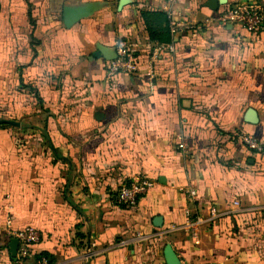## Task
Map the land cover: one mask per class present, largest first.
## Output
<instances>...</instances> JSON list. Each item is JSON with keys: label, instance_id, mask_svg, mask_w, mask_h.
<instances>
[{"label": "crops", "instance_id": "crops-1", "mask_svg": "<svg viewBox=\"0 0 264 264\" xmlns=\"http://www.w3.org/2000/svg\"><path fill=\"white\" fill-rule=\"evenodd\" d=\"M239 2L264 13L175 0L194 26L153 58L140 13L168 0H0V264L7 216L40 231L51 264H169L167 247L179 264H264V21L214 20ZM64 7L86 14L66 27ZM122 43L139 70L109 80ZM132 176L153 184L127 206ZM136 231L150 238L120 244Z\"/></svg>", "mask_w": 264, "mask_h": 264}, {"label": "built area", "instance_id": "built-area-1", "mask_svg": "<svg viewBox=\"0 0 264 264\" xmlns=\"http://www.w3.org/2000/svg\"><path fill=\"white\" fill-rule=\"evenodd\" d=\"M170 4L165 8L166 17L168 20V27L171 38L179 31L184 29H190L194 26V22L186 17H183L172 10L171 6L175 0H168ZM210 19H207V21ZM215 21L221 23H234L240 27H243L251 32H256L260 29L264 21V13L261 7L252 2H239L236 3L214 18ZM165 50L171 52L174 50L172 41L166 44H156L153 48V58L156 54ZM115 58L111 59L106 67L105 76L109 80H114L120 73L134 74L139 70V60L133 54V51L125 44H118L115 47ZM243 142L250 148L261 150V146L255 138L244 135L242 137ZM152 181L146 177L132 176L126 182H124L117 191V201L127 206L136 205L138 199L143 195L151 186ZM190 195L193 197L194 191H190ZM186 215H189V210L185 211ZM211 216H215L216 212L214 208H209ZM199 223L202 221L200 217H196L194 220L187 219L185 226H189L190 223ZM11 219L9 216L6 218L7 233L10 237L18 240L15 256L13 257L14 264H51L44 256L34 258L33 245L40 239V231L35 227L26 226L21 230H12L10 228ZM150 235H146L140 231H136L128 241H121L120 244L126 243H141L147 241Z\"/></svg>", "mask_w": 264, "mask_h": 264}, {"label": "trees", "instance_id": "trees-1", "mask_svg": "<svg viewBox=\"0 0 264 264\" xmlns=\"http://www.w3.org/2000/svg\"><path fill=\"white\" fill-rule=\"evenodd\" d=\"M140 18L150 40L156 41L157 44H166L172 41L165 11L142 10ZM40 256L46 257L50 263L51 260L47 252H34L35 259Z\"/></svg>", "mask_w": 264, "mask_h": 264}, {"label": "water", "instance_id": "water-1", "mask_svg": "<svg viewBox=\"0 0 264 264\" xmlns=\"http://www.w3.org/2000/svg\"><path fill=\"white\" fill-rule=\"evenodd\" d=\"M210 7L214 8L212 3L209 4ZM86 14V11L83 8H69V7H64L62 11V16H63V22L66 27L70 26L73 22L77 21L79 18L83 17ZM115 48L113 49V55L110 58L113 59L115 58ZM258 120V117L256 115V112L254 110H248L247 112V121L250 123H256ZM18 245V240L16 238H13V244L10 246V251L12 257L15 256L16 249ZM166 253H167V261L169 264H179V262L173 259L172 254L170 253V248H166Z\"/></svg>", "mask_w": 264, "mask_h": 264}]
</instances>
